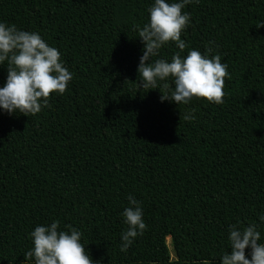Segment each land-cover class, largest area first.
<instances>
[{
    "label": "trees",
    "instance_id": "16d2710c",
    "mask_svg": "<svg viewBox=\"0 0 264 264\" xmlns=\"http://www.w3.org/2000/svg\"><path fill=\"white\" fill-rule=\"evenodd\" d=\"M153 0H0V22L36 31L73 78L35 115L0 111V264L24 253L38 224L82 233L100 264H219L229 225L264 212V0H199L184 11L186 49L209 41L227 64L223 103L161 102L138 86L137 27ZM179 52L162 47L159 57ZM7 65L0 66V86ZM159 88V85H158ZM193 109L196 119L185 121ZM146 230L126 253L127 197ZM264 242V225L259 228ZM171 239L174 259L168 245ZM247 254V249L245 250Z\"/></svg>",
    "mask_w": 264,
    "mask_h": 264
},
{
    "label": "clouds",
    "instance_id": "9594fccd",
    "mask_svg": "<svg viewBox=\"0 0 264 264\" xmlns=\"http://www.w3.org/2000/svg\"><path fill=\"white\" fill-rule=\"evenodd\" d=\"M199 0H153L147 9L148 20L137 27L143 44L137 65L138 86L158 89L161 102L188 105L193 98L209 103H223L224 78L229 75L227 64L213 53L214 42L209 41L201 53L188 49L181 33L190 24V13L184 11ZM169 43L179 49L170 60L156 58ZM7 65V75L0 86V111L24 116L35 115L49 106L51 95H62L73 78L65 67L59 50L50 46L36 31L18 29L0 22V66ZM159 85V88H158ZM185 121H194L193 109L183 114ZM128 204L121 213L126 229L120 234V251L126 253L135 239L143 235L146 223L140 201L127 197ZM259 223L238 227L229 225V251L219 256V264H264V242L259 228L264 225V212L258 214ZM60 230L58 220L38 224L29 233L32 247L24 253L31 264H100L93 261L82 244V233L70 225ZM247 254H246V251Z\"/></svg>",
    "mask_w": 264,
    "mask_h": 264
},
{
    "label": "rangeland",
    "instance_id": "374dc122",
    "mask_svg": "<svg viewBox=\"0 0 264 264\" xmlns=\"http://www.w3.org/2000/svg\"><path fill=\"white\" fill-rule=\"evenodd\" d=\"M168 245H169V248H170V251H171L172 258L174 259L175 257H174V253H173V248L171 246V242H169Z\"/></svg>",
    "mask_w": 264,
    "mask_h": 264
},
{
    "label": "bare ground",
    "instance_id": "6f19581e",
    "mask_svg": "<svg viewBox=\"0 0 264 264\" xmlns=\"http://www.w3.org/2000/svg\"><path fill=\"white\" fill-rule=\"evenodd\" d=\"M168 241H169V242H171V239H170V238H168ZM169 242H168V243H169Z\"/></svg>",
    "mask_w": 264,
    "mask_h": 264
}]
</instances>
